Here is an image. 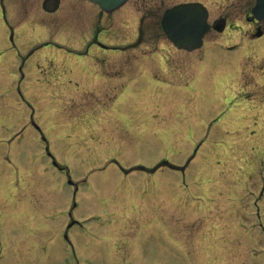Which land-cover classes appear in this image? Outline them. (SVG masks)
Wrapping results in <instances>:
<instances>
[{
  "label": "rangeland",
  "instance_id": "374dc122",
  "mask_svg": "<svg viewBox=\"0 0 264 264\" xmlns=\"http://www.w3.org/2000/svg\"><path fill=\"white\" fill-rule=\"evenodd\" d=\"M227 1L171 3H202L211 21ZM42 2L0 0V119L10 115L0 123V264H84L74 256L97 243L98 224L68 231L70 246L68 214L100 215L110 208L92 196L104 195L142 202L125 224L126 242L146 248L142 264H160L155 257L264 264V73L255 70L264 68V49L253 52L236 27L222 36L210 31L189 56L175 52L160 33L155 0H131L107 18L80 0H60L48 16ZM92 36L121 52L108 55V66L148 68L144 84L129 90L133 103L108 104L118 86H76L70 77L78 63L68 51L91 54ZM232 43L241 48L229 50ZM143 52L145 63L136 59ZM108 115L113 126L87 122L84 136L86 125H69ZM47 153L64 172L53 170ZM152 212L173 234L152 226L131 240L133 226Z\"/></svg>",
  "mask_w": 264,
  "mask_h": 264
},
{
  "label": "flooded vegetation",
  "instance_id": "af4514ba",
  "mask_svg": "<svg viewBox=\"0 0 264 264\" xmlns=\"http://www.w3.org/2000/svg\"><path fill=\"white\" fill-rule=\"evenodd\" d=\"M171 2L172 0H157L161 8L171 7ZM253 6L254 0H228L223 8L220 6V14L216 17H212V23L221 22L226 27H230L234 26V23L238 20L244 22L248 29L242 36L245 37L244 40L247 41V43H255V48L258 51L264 47V42H261V40H264V20H256L252 17L251 10ZM98 14L103 18H107L108 16L100 12ZM139 20H141V18ZM256 34H260V36L256 37ZM95 38L97 37H91L92 44L90 47H96L98 50L93 51L91 54L92 56H88L87 54H89V52L86 51L84 56H88V59L96 62V66L93 68L82 67L79 69H69L68 73L70 77H74V80L77 81V85H84L92 82L97 83L96 85H106L110 83L113 85L112 87L118 86L119 89H130L131 85L137 82L136 80H138L137 83L139 85L142 81H145V69L143 67L139 68L137 71L131 72L135 67L132 68L130 65H124L123 67L108 66V58L111 56H108L107 53L111 50L99 48V41L98 39L95 40ZM137 38L139 37L137 36ZM68 53L70 54V52ZM94 53H98L101 56H94ZM75 55L77 58L81 57V55ZM145 58L146 57L143 56L140 57L139 60H146ZM98 64L100 66H98ZM125 73L129 74L124 76ZM100 124L101 123H98L97 125ZM92 197H97L96 201L101 205V209H110L99 212L100 215H97V217H91L89 215L72 217L68 214L69 228L67 227V231L75 227H80L87 222H96L98 224L97 243L92 246L80 247L78 249L79 255L74 256V259L81 260L84 264H142L146 261L144 257L146 248L143 247L141 243L139 244V242L132 244L126 242L128 238V227L127 225H124L122 228L118 226L116 218L120 216V208L122 206L119 204L124 201L118 202L122 199H98L99 196ZM141 203V201H137L138 205H141ZM76 207V204H74L73 209ZM159 215L160 214L156 213H153L152 217L147 215L143 217L144 219L142 218L140 222L136 223L132 228L131 240L138 241L140 235L145 234V229L152 226L155 228L159 227L160 229L167 227L166 221ZM164 229L169 230L171 233L173 232L172 229ZM68 244L71 246L70 241Z\"/></svg>",
  "mask_w": 264,
  "mask_h": 264
},
{
  "label": "water",
  "instance_id": "95a60500",
  "mask_svg": "<svg viewBox=\"0 0 264 264\" xmlns=\"http://www.w3.org/2000/svg\"><path fill=\"white\" fill-rule=\"evenodd\" d=\"M88 1L109 13L119 8L127 0ZM42 7L45 12L53 13L57 8V1L45 0ZM260 7L256 10L258 13L264 11V7ZM205 20L206 14L200 6L185 5L167 11L161 25L169 41L176 48L192 51L201 46V38L208 29ZM217 30L220 31V29Z\"/></svg>",
  "mask_w": 264,
  "mask_h": 264
},
{
  "label": "bare ground",
  "instance_id": "6f19581e",
  "mask_svg": "<svg viewBox=\"0 0 264 264\" xmlns=\"http://www.w3.org/2000/svg\"><path fill=\"white\" fill-rule=\"evenodd\" d=\"M263 49H264V47H262L259 50V52H261ZM134 101L135 100H132V103ZM51 111H54V109H52ZM121 117H122V115H120L119 118L116 121H118L119 123L125 124L124 120L121 119ZM9 118H10V115L8 113H6L5 116H2V118L0 119V123L7 122L9 120ZM103 118H105V117H102L101 116V117H99L97 119V121H88V120L78 121L77 119H73L71 121L72 123L69 124V125L74 124L73 127H72V129H75V131H77L78 129H83L84 130L85 127L84 126H81V125H86V128H85L84 133H83V136H84L85 133H86V130H87V124L88 123H90V124H93L94 123V126H96L98 123H101V124H103L105 126H108V127L114 125V124L110 123L112 120H109L108 121V117L106 119H104V120H103ZM13 125H14V122H12L10 124V126H13ZM95 146H99V145L98 144H95ZM29 174H30V172H26L24 174V176L25 177H29ZM24 183H25V181H24ZM22 185H23V183H22ZM25 185H27V187L29 188V185L30 184L27 182V184L25 183ZM32 187H33V185H32ZM105 196H107V195H104V198H103L104 200L108 198V197H105ZM163 198H165V197H163V195H161V196H159L158 199H156L154 201L153 204H151V202H153V201H151L148 205H145V206H148L147 208H150L151 206L153 207L154 205H157V203L160 202ZM121 201H124V202H121ZM118 202H121L119 205H122V206H121V214H120V216H117L116 219H117V222H118V226H120V228H122V227H124L125 223L127 222V219L130 217V213L129 212L130 211H136V213H137L138 210H141L143 208V205H138L137 204V201L133 197H124V199H122V200H120ZM166 203L168 204V202H166ZM123 206H126L128 208L127 209H124ZM168 206H169V204H168ZM150 216L151 217L153 216V212H152V214H150ZM156 258H158V260H159V261H156V263H160L161 264V260H160L159 257H155L152 260H155Z\"/></svg>",
  "mask_w": 264,
  "mask_h": 264
}]
</instances>
